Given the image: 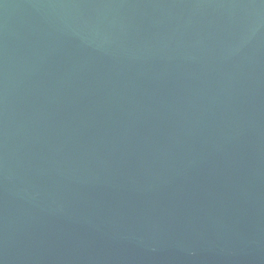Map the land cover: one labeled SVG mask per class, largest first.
Here are the masks:
<instances>
[{"label": "water", "instance_id": "water-1", "mask_svg": "<svg viewBox=\"0 0 264 264\" xmlns=\"http://www.w3.org/2000/svg\"><path fill=\"white\" fill-rule=\"evenodd\" d=\"M0 264H264V0H0Z\"/></svg>", "mask_w": 264, "mask_h": 264}]
</instances>
